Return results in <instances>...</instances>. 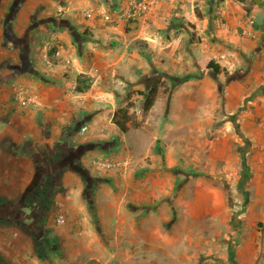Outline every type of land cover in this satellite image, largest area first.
I'll return each mask as SVG.
<instances>
[{
    "label": "crops",
    "instance_id": "1",
    "mask_svg": "<svg viewBox=\"0 0 264 264\" xmlns=\"http://www.w3.org/2000/svg\"><path fill=\"white\" fill-rule=\"evenodd\" d=\"M146 1L131 18V0H0V264H264V0ZM187 72L168 122H114ZM200 99L210 118L188 129L210 134L205 202L175 220L155 203L173 177L136 147L175 145Z\"/></svg>",
    "mask_w": 264,
    "mask_h": 264
},
{
    "label": "rangeland",
    "instance_id": "2",
    "mask_svg": "<svg viewBox=\"0 0 264 264\" xmlns=\"http://www.w3.org/2000/svg\"><path fill=\"white\" fill-rule=\"evenodd\" d=\"M192 39L195 40L197 37L194 35ZM225 74L227 75L228 71H225ZM193 75L187 72L175 77L173 80L168 79L167 75L159 76L157 80L160 81L158 94L162 99L160 101L162 103L161 109L158 112L154 110L150 113V111L144 110L145 99L136 98L128 101L125 108L131 113V125L135 127L143 125L149 130L154 131L157 129L158 123L168 122L169 111L167 109V103L169 102L171 91L193 79ZM180 102H185L184 105H187V100H181ZM199 104L201 108L194 110V112L198 111L196 116H192L193 112L188 114V108L186 106H183L184 109L180 111L181 113L179 112L181 114L179 115V123L184 126L179 132V140L175 145L171 146V141L165 144L162 142L163 140H159L148 147H144L142 142L136 147L139 152L149 153L146 158L149 163H152V154L161 157L160 165L164 168L163 172L173 177L172 190H169L168 194L164 195L155 203L161 201L165 206H169L172 209L175 220L177 218H183L185 214L183 210L187 209L188 204H193L195 201L201 204L205 202L204 191L202 189L207 178L205 164L206 157L209 154V146L206 145V139L207 137L210 138V134L206 135V137L203 131L196 130V132H191L188 126L195 122L204 124L206 119L210 118L209 115H205L203 109L207 110V104L211 105L212 101L200 99ZM234 202L235 198L231 197V203L233 204ZM150 208L148 209V213L152 210ZM110 246L115 249L119 246L121 247V245ZM136 246L132 245L131 247L135 250Z\"/></svg>",
    "mask_w": 264,
    "mask_h": 264
},
{
    "label": "built area",
    "instance_id": "3",
    "mask_svg": "<svg viewBox=\"0 0 264 264\" xmlns=\"http://www.w3.org/2000/svg\"><path fill=\"white\" fill-rule=\"evenodd\" d=\"M131 12H130V17L131 18H137L140 17L144 14H146L151 6H152V2L150 1H146V0H131ZM218 15L222 16V11H218ZM109 19V17H108ZM50 45H46V49H49ZM19 100L21 101V103L23 105H28L34 102V100L31 98V96L28 94L27 90L25 88L21 89L19 91ZM87 131V127H84L82 129V133H85ZM97 166L99 167H105L107 169H111L116 167V164L112 163V162H106L104 161V159H98L96 161ZM55 215H54V222L57 225H64L66 223L67 220V211L65 209V207L61 204L58 203L56 205V210H55Z\"/></svg>",
    "mask_w": 264,
    "mask_h": 264
},
{
    "label": "trees",
    "instance_id": "4",
    "mask_svg": "<svg viewBox=\"0 0 264 264\" xmlns=\"http://www.w3.org/2000/svg\"><path fill=\"white\" fill-rule=\"evenodd\" d=\"M208 68L213 69L216 74H220L222 72L221 66L215 61H211L208 65ZM159 84L160 81L156 80L153 83V87L151 88V90L148 92V94L145 95V111H149L154 106L159 92ZM131 118L132 117L131 115H129L128 109L121 108L117 110L114 117V122L121 128L122 131L127 132L129 129L128 122L131 121Z\"/></svg>",
    "mask_w": 264,
    "mask_h": 264
},
{
    "label": "water",
    "instance_id": "5",
    "mask_svg": "<svg viewBox=\"0 0 264 264\" xmlns=\"http://www.w3.org/2000/svg\"><path fill=\"white\" fill-rule=\"evenodd\" d=\"M257 4H261L262 0H254Z\"/></svg>",
    "mask_w": 264,
    "mask_h": 264
}]
</instances>
